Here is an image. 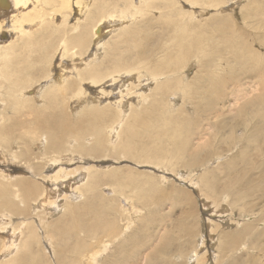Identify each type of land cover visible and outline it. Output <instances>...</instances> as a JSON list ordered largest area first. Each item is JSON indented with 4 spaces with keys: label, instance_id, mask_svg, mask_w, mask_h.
<instances>
[{
    "label": "rangeland",
    "instance_id": "obj_1",
    "mask_svg": "<svg viewBox=\"0 0 264 264\" xmlns=\"http://www.w3.org/2000/svg\"><path fill=\"white\" fill-rule=\"evenodd\" d=\"M83 1V10H79L77 5L72 3V0L70 7L64 12H55L56 15L53 14L52 16L45 18V20H42V22H39L38 27H36L37 25H34L35 27L32 26L31 28H28V35L32 34V42H30V45H34L33 51L35 52V55H32V57L35 56L36 58L38 54H44L46 60L45 62H39L38 60H35V66L37 68L43 69V67L45 68L48 65L46 62L51 64V66L49 65L48 70L44 72V77L42 78L33 79L31 76H29V79H33V81L28 82V85L23 87L24 90L29 89L28 91H24L23 89L7 90V83H5L2 78H0V85L6 84L5 87L3 86L0 88V110L3 111L2 113L4 115L3 119L5 123H8L15 118V120H31L33 118L32 115H29L32 112L31 108L23 105V103L20 105V108H18L19 104L16 102V99H14L19 98L20 93L22 96V90L25 92L26 98H23L24 96H22V98H19L20 102H23L24 100L29 99L30 97H33L37 93L41 92L42 88H45L46 84H43L47 81L45 80L46 78H52L54 80L56 76H59L60 73H65L66 69L67 75L69 76L68 79L72 78L74 80L76 68H74L70 60L73 58L75 59V57L72 58V54L70 53L75 54L76 52L75 55L78 57H80V54H83L81 56L83 57L90 55V53L94 51L92 50V45L93 41L97 40V38L95 37L94 33L91 32L93 28L92 26L99 22V9L103 8L104 10V3L108 0ZM138 1L139 0H110L111 4L109 3L107 8L110 13L115 15V19H117L119 22L113 26H110V23H107V21L104 23L107 18L102 19V37L99 36L98 40L99 42L102 41L101 44L103 41H105L104 43L107 44L103 48L105 51L101 48L99 49L98 55L100 57L97 56L99 58L97 60L95 59L96 62L98 61L96 64H100L102 66L103 62H105L107 58L109 60H114L113 57L117 56V54L114 55L113 52H111L114 48L119 49L120 57H124L123 55H127L129 52H137V50L140 51V56L144 55L143 48L148 46L143 45V38H152L158 33L161 40V35L165 33L166 37L171 41L174 36V25L177 22H183L192 26H196V29L200 30V24L208 18H229V23H231L234 27L230 26V30L226 29L223 35H226L229 32H233L232 36L243 35L245 28L248 29V26L251 24V20L249 16H243L242 12H246L248 9L251 10L252 8L256 7L255 3H253L251 6H247L245 9L244 5L245 3H248L247 0H223V3H221L219 0H209L206 2L207 7L203 8L199 4L194 5L190 3L192 5L191 6L189 1L186 0H156L160 3L169 2L173 6L171 8L162 10L160 8L142 11L139 10L136 12V17L133 16L134 11L133 13L119 16L124 8L129 9L133 6L135 7L133 10H135L138 8V6L145 7L151 3V0ZM262 1L264 2V0ZM209 2H216V4L208 6V4H210ZM113 4L118 5V7L114 6ZM27 5V8L24 7L26 10H21L19 13L14 12L15 10L12 8L13 3L10 0L9 5H6L5 3L0 5V17H2L0 18V25L3 24L0 28V33H2L0 34V46L12 47L9 48L11 53L15 46L10 45L18 44V46H20L19 44L24 42V31L27 32L25 29L21 28L23 33L20 34V30L15 31L13 29L15 18L19 17L22 11H24L23 13H33L35 10L33 9V2H29ZM87 6L90 9H88ZM46 8L49 9L50 6H47ZM78 11L80 12L78 13ZM85 12L87 14L89 13L90 15L94 12L96 16L93 17L91 15L93 19H89L88 24V30L90 32L88 31V33L84 35L85 42L82 43V47L77 48L75 47V45H77L75 40L78 39V37L82 34L83 29H85L86 19L91 17ZM251 12L253 11L251 10ZM13 13H15V15ZM119 18L123 21L125 19V21L123 22L119 20ZM76 19H79L80 21H77ZM152 22H154V24H152ZM80 23L84 24L81 25ZM254 23L256 31L254 33H249V37L251 38L252 42L249 47L258 55L256 56V59L252 54H249L247 51H245L239 44L230 45L231 49L228 52H225L223 49L221 52L216 53L218 55L215 65L217 73L223 74V72H226L225 70L227 69L222 71V68H224L223 64L228 59L232 61L231 57L233 54L241 53L244 55L246 60L245 64L242 65H239L238 62L233 63L231 65L232 67H230L233 71H244V69L246 70L249 66V72L245 73V77L240 80H234L235 82L229 80V85H225L222 88L221 96L227 98L224 101L225 106L222 109L231 106L236 108L234 110L222 111L208 108L201 111L200 109L198 110L196 108L194 102L192 101L194 100L197 102L196 99H188L185 97V94H188L189 91L190 93L191 91L193 92V90L205 91L212 84V81L206 78H203L195 83L194 80L198 76L197 72L204 73L202 71L204 69H202L203 62L199 57V54L192 53L186 56L184 66L181 69H175V62H167L166 65L163 66L165 72L162 75H155L154 79H152L148 74L141 76V74L138 72H133V75H130L128 72L124 73L125 70H121L120 74L118 73V76H115L114 81L110 80L112 77H107L106 79H103L101 83L93 85L90 84L86 77L85 80H83L82 83L85 92L88 94L93 92L98 94L100 98L98 105L101 107H112L110 105L116 107L111 101L113 99H122L120 96H124L122 100L125 101L124 103L128 102V105L125 107L123 124L126 123L129 113L132 112V107L135 108V111L141 112L149 102H154L155 105L156 103L159 105V109L152 108L156 111H153L151 108L149 109L152 111H146L145 116L152 114L154 115L152 118H142L141 122L137 123L136 126H140L139 131L141 134H138L136 137L132 138L136 140V144L134 147H127V152H123V150L120 148H111V142L106 140L107 138L102 141L103 143L101 145H103V147L99 151L97 148L92 150L89 148H84L85 146L89 147L90 145L88 143L90 142H92L93 145L94 141L92 140H94V137L92 138V136L94 135L90 134V132H85L78 140L71 141L69 145H72L69 146V148L68 143L64 142L63 144L64 148L71 150L79 149L78 152L81 151L82 154H75L65 150H59L57 153H55L52 151V149L48 150V152L45 150L43 151L42 149L39 152L36 145L38 138L40 137V131L35 126H24V129L27 130L25 133L20 134L19 136L11 137L9 141H7L6 145L4 144L5 147L3 146L0 148V173L3 172L2 174H5V176L8 177V181L10 182L9 189L13 187L11 192L9 191V195L11 196L13 195L12 193L14 189L18 187L17 180H19V178L26 177L25 179H28L30 182H32L35 178V182L37 181V177H42L44 175L47 178L51 177L52 179L55 176L54 173L56 174L58 170L61 169L59 167H62L64 170L71 169V173L74 171V167L77 168L79 166L88 167L89 165H96L101 169L98 170V172H102L107 168L110 170V167L114 166L111 167V170H116L121 176L120 180H113L111 182L103 181L106 184L104 186L103 184H95L96 188L91 186V188H86V180L83 181L85 177L83 180L80 178V173L82 172L73 175H65L64 177H61V179H57V183H54L56 181L52 179L49 182L59 188V190H50L49 194L45 199H43V201L53 198V200L58 199L57 201L59 206L57 210L51 205H47V211H44L41 207H38V203H36L34 199L37 198L38 201H40V197L38 196L42 194L40 192L43 191L42 188L44 187V185L38 181L37 182L40 184V186L35 184L37 187L36 194L31 198L27 197L25 200L27 208L24 210V213H21L23 212L24 205L20 203L19 208L16 204L17 202H20L19 198L14 200L13 196V198L9 196L10 198L8 197V199H10L9 201L12 202V207H7L6 204L4 205L5 197H3L4 199L2 201L0 200V205H4L0 206V244L3 242V240H10L8 237L13 234V229H16L17 226H19V228L24 231L25 228H28L30 224H32L34 229L32 232L37 234V237H35L36 239L34 238L36 243L34 242L35 244L32 245V253L30 255L28 253L29 256L26 255L27 252L22 253L23 256L21 261H18L17 264H45L43 258L46 256L53 258L56 253L59 254L60 258V263L58 262V264H89V261L92 259V257H95L94 263L92 264H216V259L222 260V264H232L234 259L237 257H240V260H243L245 264L248 262H250L249 264H264V251L262 250L264 241L260 238L256 239L258 242L253 240L254 232L257 229L264 227L263 222H255L257 216L259 215L257 207L260 204L257 201L256 196L247 194V182L249 176V180L251 177H261L264 179V140L256 144L251 139H248L250 134L254 133L259 135V127H252V131L250 133L247 131L243 132L236 130L233 134H231V128L229 127L226 128L224 132L217 133L216 138L208 142L213 130L210 128V126H208V124L214 119V116L221 112L220 116L216 118L215 121H221L222 119L229 120V118H231L236 113L238 106L244 105L246 100H255L257 98L256 95L259 93L257 90L258 82L256 81L255 76L257 72L251 67L253 64L255 66V64L259 62L260 75L264 74V37L258 38L257 41L254 40V36L258 32H264V27H262L258 22ZM163 28H165L164 31ZM237 28L240 30H237ZM103 32H105V34ZM17 37H19V39ZM134 37L138 39L136 46H134V43L131 42ZM123 38L125 39L124 41ZM63 39H65L64 41H67L68 43L74 39V44L67 48L66 45L68 43L66 44ZM128 39L129 41L127 42ZM9 41L13 44L8 43ZM114 44L117 46H112ZM129 44L130 46H127ZM186 44L184 46H186ZM44 45L47 46V48ZM57 48L60 51H58ZM151 48L153 50L149 54L154 53V58H160L161 53L157 51L156 45H152ZM209 51H211V49H209ZM85 52H88L89 54ZM18 53L19 52L16 53V56ZM77 53L80 54L78 55ZM110 54L114 56L112 57ZM102 60L103 62H101ZM146 63L149 65L150 61H146ZM90 67L93 70L92 65ZM9 68H11V66H9ZM143 68L145 69V67ZM103 69L104 65L101 68L96 67L93 71L100 72V70ZM3 70L4 67L0 69L1 72ZM14 70L15 69H13V71ZM141 71L143 73L145 72L143 69H141ZM10 76V78L13 79L15 77L13 74ZM120 77H122L124 80ZM22 78L25 80L26 74L22 73ZM173 79L181 80L182 88L185 90V92L181 90L175 95L167 97L166 93H169L171 87H173L174 84H172L170 88H163L164 86L158 87V85L165 83L166 81L170 83ZM37 80H39L38 83L36 82ZM34 84L35 86H33ZM38 84L43 86H39ZM112 85H114V87ZM119 85L122 86L121 88L123 90H121V88H118L119 90L117 89ZM100 87H102V90ZM138 88H141L144 94L142 92H138ZM128 91H133L134 93L132 94ZM6 92L7 94L9 93L11 95H7ZM28 92H31V95ZM135 92L136 96L134 95ZM231 93H234L235 95L232 96ZM126 94H128V96ZM212 95L217 94L214 92ZM50 96L51 95H46V103L43 105L48 103ZM6 98H9L10 101ZM58 100L59 99H55L56 102H59ZM3 103H5V106ZM131 103L133 104L132 106ZM62 104L64 107L66 106L68 111H66V117L72 125L84 126V124L81 122L82 117L79 115L80 112L84 109L87 111H93V109H90L89 107L81 109L78 114V119H75V117L78 115H73L68 109L70 100H63ZM165 104L167 107L163 110L161 106ZM49 110L50 109L47 108V111ZM247 114L248 125L246 126L249 127L253 126L256 120L264 117V110H251L250 105L246 104L245 116H247ZM27 115L29 117H27ZM12 116L15 118H10ZM167 116L173 119V121L177 124L175 130L173 125H170L172 128L169 126L163 127L164 121L162 118H166ZM104 127L102 128V130L104 129L102 134H106V129L109 126ZM35 130H37V133H34ZM164 133H167L168 137ZM183 136H185L184 139ZM36 137L37 139H35ZM115 139L112 142H114ZM178 140H183V142L186 144L185 147L188 153L190 152L198 154L199 157H197L196 162L186 164L188 158L185 154L179 155L178 158L174 156V153H178V151H180L179 149L181 148H177L178 143L176 142ZM1 142L3 144L4 140L0 137V143ZM80 142L83 143V148L79 147ZM40 144L43 145L42 148H44V145H46L43 141ZM26 147H31V150L28 149L29 151H35L33 154L34 157L36 156V151L38 153L37 155H42V158L34 160L35 158L31 154L32 161L30 160L28 163L30 167L25 166V164H27L26 160L24 159L25 156L27 157L25 152ZM150 149L153 150L150 151ZM97 151H102L101 156H99L98 159L91 157L93 156V153ZM24 152L25 154L22 155ZM151 152H159V162L148 159V154L153 155ZM18 153H21V156L24 158L20 157L18 159V157H15V154L17 155ZM51 158L52 160H50ZM48 160L50 161L48 162ZM151 161L152 163H150ZM36 164H38L37 166L39 167V170L36 171L41 172L43 175L33 172V168L36 167ZM31 166L34 167L31 168ZM83 173L84 176H86V172ZM104 176L106 175L103 174L102 177ZM16 177H18V179ZM77 177H79V179ZM3 178L0 179L2 180ZM14 179H16L17 182L13 181ZM81 181H83V183H81ZM208 182H212L211 184H214L212 189L209 188ZM13 183H16V187ZM82 184H84V186ZM77 185H82L81 189L83 188L84 190H82V193L80 192L81 195L79 198L73 197L74 199L72 198L71 200H64V197L62 196L64 194L69 195L68 193H70L72 188L75 189ZM49 188L51 187L49 186ZM68 188L71 189L68 190ZM17 190L19 189L17 188ZM260 190L263 193L264 187L262 183ZM259 193L260 192H257V194ZM44 196L45 195H43V197ZM21 197L20 199L22 200V194ZM184 197L188 198L187 201L184 199ZM261 200L263 201L261 206L264 208V196L261 197ZM43 201L41 200L42 203L40 202L39 204H45ZM209 211L212 212L210 213ZM54 220L56 221L54 222ZM248 223L254 225V230L247 233L233 248H223L220 243H218L219 234H229L233 231H240ZM51 224L53 225L51 226ZM215 227L217 229L216 233L211 231L214 230ZM32 232L30 233L32 234ZM46 233L51 235L53 247H51L49 244L50 241L48 238H46ZM202 233H204L206 236L204 234L202 235ZM14 239V241H18L17 237ZM103 242H106L107 244H104ZM202 243H207L208 246H206L207 244H203L202 248ZM256 246H258V248H256ZM100 250L101 252H99ZM3 253L4 249H1L0 247V262L6 259L11 260L10 258L15 256V254L12 252L9 254L10 257L5 256V258L1 259V257H4L2 256ZM91 254L94 255L92 256ZM95 254H98V256ZM194 254H197L196 258ZM215 257L216 259H214ZM256 257H258V259L252 261V258ZM239 263H241V261L238 262V264ZM51 264L57 263L53 261Z\"/></svg>",
    "mask_w": 264,
    "mask_h": 264
},
{
    "label": "bare ground",
    "instance_id": "obj_2",
    "mask_svg": "<svg viewBox=\"0 0 264 264\" xmlns=\"http://www.w3.org/2000/svg\"><path fill=\"white\" fill-rule=\"evenodd\" d=\"M10 1H12V3H13L12 8H13V10H15L14 11L15 13L21 12V10H24L25 8H27V6H28L27 4L29 2H33V9H35L33 13H30V12L23 13L26 10L25 9L24 11H22V13H20L21 15L19 17H16V18L13 17V18H15V23H13V29L15 31L16 30H20L19 33L21 34V33H23L21 28H23V29H25L27 31L28 28H31L34 25H37L36 27H38V23L39 22H42V20H45V18H47L49 16H52L53 14L56 15L55 12H57V13L60 12V11L64 12L65 10H67L70 7V5H71L70 3H71L72 0H10ZM186 1H189V4L190 3L194 4V5L199 4L203 8V7H207L206 2L209 1V0H186ZM219 1H221V3H223L222 2L223 0H219ZM247 1H248V3H245V5H244L245 9H246L247 6H251V4H253V3H255L256 7L251 9L253 12H251V10H249V9L246 12H242L243 16H249V18L251 20L250 21L251 24L248 26V29L245 28V31H244L243 35L232 36L233 32H229L228 34L223 35L224 32L226 31V29L230 30L231 27H234L231 23H229V18H221V19H216L214 17L208 18V19L204 20L200 24L201 25V28H199L200 30L196 29L197 28L196 26H192V25H189V24H186V23H183V22H177L174 25V36H173L171 41H170V39H168L166 37L165 33H163L161 35V37H162L161 40H160V35L158 33L155 34V36H153L152 38H148V37L143 38V41H144L143 45H147L148 47L143 48V54L144 55H142V56H140V51L137 50V52H129V53H127V55H123L124 57H120L119 56L120 55L119 54V49L118 48H114L113 51H111V52H113L114 55L117 54V56L115 57L114 55L110 54L112 57L114 56L113 57L114 60H109L108 58H107L108 60L106 59L105 62H103V60H102L101 62H103L102 66L104 65V69L100 70V72H97V71H93V70L96 67L97 68H101L102 67L100 64H96L98 62V61L96 62V60L100 57L98 55L99 49L100 48L103 49L105 47V45L107 44V43H104L105 41H103L104 44L103 43L101 44L102 41L99 42V40H98L99 36L102 37L101 36V29H103V28H101V23H102L101 21H102L103 18H107L104 21V23H106V21H107V23H110V26H113L114 24L119 22V21H117V19H115V15H113L112 13L109 12L107 7H108V4L110 3V0H108L107 2L104 3L105 4L104 10H103V8L99 9L100 10V18H99L100 20H99V22L95 23L92 26L93 28H92L91 32H93L95 37L97 38V40L93 41V45H92V50H94V51H92L90 53V55L83 56V57H81L83 54H80V53H77L78 55L80 54L79 55L80 57L75 55L76 54L75 51H74L75 54L70 53V54H72L71 55L72 58L75 57V59L73 58V59L70 60V62L73 64L74 68H76L74 80L72 78H71L72 80L68 79L69 76L67 75V72H66L67 69H66L65 73L64 72L60 73L59 76L58 77L56 76V78L54 80L52 78H49V79L46 78L45 80H47V81L43 84V85L46 84L45 88L44 89L42 88L41 92L37 93L35 96H33L34 95L33 94L32 95L33 97H30L29 99H26V100L23 99L24 101L20 102L19 98H22V96H24L23 98H26L25 97L26 95H25L24 91H28L29 90V89L28 90L27 89L24 90L23 87H26L28 85V82L33 81V79H39V78L44 77V72L46 70H48L49 65L51 66V64H49L48 62H46L48 65L45 68L43 67V69L37 68L35 66V63H34L35 60H38L39 62H45L46 61L45 60V55L44 54H38L36 56V58H35V56H33L35 59L32 57V55H35L34 54L35 52L33 51L34 50V45L33 44L30 45L31 44L30 42H32L31 41L32 40V34L28 35L29 31H27V32L24 31V33H25V37L23 39L24 42L22 44H19L20 46H18V44L17 45H10V46H15L13 48L12 53H11V51H9V48H12V47H8V46H2L1 47L0 46V69L2 67H4V70L2 72L0 71V78H2V80L5 83H7V88H6L7 90L8 89H10V90H12V89L13 90L23 89L24 90V91L22 90V96H21V93H20V97L18 96L19 98H14V99H16V102H18V104H19L18 108H20V105L22 103H23V105H26L29 108H31L32 112L29 115H32L33 118L31 120H28V119L15 120L16 118L14 116H12L10 118H15V119H13L12 121H10L8 123H5V121L3 119L4 118L3 117L4 115L2 113L3 111L0 110V137L3 138V140H4L3 144H2V142L0 143V148L3 147V146L5 147L7 141H9V139L11 137L19 136L20 134L25 133L27 130L24 129V126H35L40 131L39 132L40 137L38 136L39 138H38L37 145H36V147L39 150V152L42 149H43V151L45 150L46 152H48V150L52 149V151L55 152V153H57L59 150H65L67 152L69 151V152H72V153H75V154L76 153L82 154L81 151L78 152L79 149H72L71 150V149H68V148H69V146L72 145V144L69 145V143L71 141L78 140L80 137L83 136V134L85 132H87V133L90 132V134L94 135V136L90 135V136H92V138L94 137L93 138L94 140H92V141H94L93 145H92V142H90V143H88L90 145L89 147L88 146L84 147L83 143L80 142L79 143V147L89 148L91 150L94 149V148H97L98 151H99L103 147V145H101L103 143L102 141L107 138L106 140L111 142L110 143V147L111 148H120V149L123 150V152H127L126 151L127 147H134L135 144H136V140L132 139V138L136 137L138 134H141V132L139 131L140 126H136L137 123L141 122L142 118L143 119L152 118L154 116L152 114H149V115L145 116L146 115V111L147 110L156 111L155 109H152V108L159 109V105L157 103L155 105L154 102H149L148 105L146 107H144L141 112L140 111H138V112L135 111V108L132 107V109H131L132 112L129 113V117L127 118L126 123L123 124L124 123L123 122V115L125 114V107L128 105V102L124 103L125 101L122 100L124 96L122 94H120V95H122V97L120 96V98H122V99H117V100L113 99L111 101L116 107H114L113 105H110V104H108V105H110L112 107H109V106H102L101 107V106L98 105L99 100H100L98 94H95L94 92L91 93V94L90 93L88 94V93L85 92V89L83 88V83H82L83 80H85V77H86L89 80L90 84H93V85L97 84V83L98 84L101 83V81L103 79H106L107 77H112L110 80L114 81L115 80V76L118 73L120 74L121 70L122 71L125 70L124 73L128 72V73H130V75H133V72H136V73L138 72L139 74H141V76H144V75L148 74L152 79H154L155 75H157V76L158 75H162L165 72L163 66L166 65L167 62H175V69H181L184 66V62H185L186 56L188 54H192V53L199 54V57L201 58V60L203 62L202 63V69H204V70H202L204 73L197 72L198 76L194 80L195 83L197 81H200L203 78H206V79H210L212 81V84L205 91L193 90V92L191 91V93L189 91L188 94H185V97H187L188 99H191V98L196 99L197 102H195L194 100H192V101L194 102L196 108L198 110L200 109L201 111H203L205 109H208V108L212 109V110H222V111H228V110L236 109V108L231 107V106L227 107L225 109H222L225 106L224 105V101L227 99V98L221 96L222 88L225 85H229V80H231V81L238 80V79L240 80L243 77H245L246 76L245 73L249 72V66H248V68L246 70L243 68L244 71H240V72L233 71L230 68V67H232L231 65L233 63L238 62L239 65H242V64H245V61H246L243 54H241V53L240 54H233L232 57H231L232 61L230 59H228L223 64L224 68H222V71H224V69H227V70H225L226 72H223V74L217 73V70L215 69V65H216V60L218 58V55L216 53L217 52H221L223 49H224L225 52H228L231 49L230 45L239 44L245 51H247L249 54H252L255 57V59H256V56H258L255 53V51H253L249 47L250 44L252 43L251 42V38L249 37V33H254L256 31L254 22H258L262 27H264V2L262 0H247ZM3 3H5L6 5H9V0H2V2L0 0V5H2ZM72 3L77 5V8L79 10H81L84 7V1L83 0H73ZM86 3H87V1H86ZM209 3L210 4H208V6L216 4V2L215 3L209 2ZM75 5H73V6H75ZM113 5L118 7V5H115V4H113ZM10 6H11V3H10ZM47 6H50V8L49 9L46 8ZM172 6L173 5L171 3H169V2L168 3L167 2L160 3V2H157L156 0H151L150 4L146 5L145 7L144 6H140V7L138 6V8H136L135 10H133V8H135L133 6L131 8H129V9L124 8L123 11L119 14V16H123V15L128 14V13H133V11H134V15L133 16L136 17L137 16L136 12L139 11V10L142 11V10H149V9H156V8H160L162 10V9L171 8ZM87 8H88V6H87ZM88 9H90V8H88ZM79 12L80 11H78V13ZM5 13H7V12H5ZM15 13H13V14L15 15ZM61 15H62V13H61ZM87 15H90V14L88 13ZM91 15L93 17L96 16V14L94 12L91 13ZM16 16H18V15H16ZM92 16L88 17L87 19L85 18L86 19V23H85L86 27H85V29H83L82 34L78 37V39L75 40V42L77 43V45H75V47L81 48L82 47L81 46L82 43L85 42L84 41V38H85L84 35L86 33H88V31H89L88 30V28H89L88 24H89V19H91V20L93 19ZM0 18H2V17H0ZM61 18H62V16H61ZM76 20L78 21L79 19H76ZM119 20H121V19L119 18ZM121 21H123V20H121ZM124 21H125V19H124ZM80 24L82 25L84 23H80ZM80 24H79V26H80ZM125 24H127V23H125ZM152 24H154V22H152ZM2 25H0V28H1ZM4 27H3V29H4ZM52 27H53V25H52ZM56 28H54V29H56ZM71 29H73V28H71ZM109 29H110V27H109ZM164 29L165 28H163V31H164ZM237 30H240V29L237 28ZM252 30H254V31H252ZM7 31H6V34H7ZM50 31H51V29H50ZM10 33H11V31H10ZM30 33H31V31H30ZM103 33L105 34V32H103ZM0 34H2V33H0ZM65 36H66V34H65ZM6 37H7V35H6ZM90 37H91V35H90ZM263 37H264V32H258L254 36V40L257 41L258 38H263ZM11 38H13V37H11ZM15 38H16V36H15ZM17 38L19 39V37H17ZM33 38H35V37H33ZM38 38H40V37H38ZM63 38H65V37H63ZM64 40L65 39H63V41ZM124 40L125 39L123 38V41ZM128 41H129V39L127 40V42ZM64 42H66V44L68 43L67 41H64ZM131 42H133L134 46H136L137 43H138V39H136V37H134ZM8 43H12V42L9 41ZM14 44H16V43H14ZM73 44H74V39L70 43H68L66 45V47L69 48ZM185 44H186V46H184ZM218 44H220V45H218ZM152 45H156L157 51L159 53H161L160 58H154V53L149 54L153 50L151 48ZM224 45H225V48H224ZM112 46H117V45L114 44ZM127 46H130V44L127 45ZM45 47L47 48V46H45ZM209 49H211V51H209ZM57 50H58V48H57ZM58 51H60V50H58ZM72 51H73V49H72ZM17 52H19V53L16 56ZM65 52H66V50H65ZM108 52H110V51H108ZM85 53H88V52H85ZM97 56H99V57H97ZM146 61H150V64L148 65L146 63ZM70 62H68V63H70ZM1 63H3V64H1ZM62 65H64V64H62ZM91 65H92L93 70L90 67ZM132 65H134V66H132ZM9 66H11V68H9ZM33 66H35V67H33ZM60 66H59V68H60ZM143 67H145V69ZM251 68L254 69L257 72L256 75H255L256 76V81L258 82L257 90L259 91V93L256 95L257 98L255 100H246L245 101L246 103L244 105L238 106L237 110H236V113L231 118H229V120L228 119H222L221 121H215L216 118H218L220 116L221 112L219 114H217L216 116H214V119L208 124V126H210V128L213 129L208 142H210L211 140L216 138V134L217 133L224 132L226 130V128H229V127L231 128V134H233L234 131H236V130L243 131V132L247 131L248 133H250L252 131V127L253 128L259 127V135H256L254 133L250 134L248 136V139H251L256 144H258L262 140H264V117H261L258 120H256V122L253 124V126H249V127L246 126V125H248L247 117H248V114H249L248 113L247 116H245L246 115V104L250 105L251 110H253V109L264 110V74L260 75V63L259 62H257L255 64V66L253 64ZM13 69H15V70L13 71ZM141 69H143L145 71L144 72L145 74L141 71ZM263 70H264V67H263ZM12 71H13V73H12ZM58 72H60V71H58ZM22 73L26 74L25 80H24V78H22ZM11 74H13L15 76L14 79L10 78ZM165 74H171V73H165ZM29 76H31L33 79H29ZM51 77H53V76H51ZM120 78H122V77H120ZM23 80H24V82L22 83ZM68 80H70V81H68ZM36 82L38 83L39 80H37ZM181 83L182 82H181L180 79H173V80H171L170 83L168 81H166L165 83L159 84L158 87L164 86L163 88H165V87L170 88V86L172 84H174V86L171 87V90L169 91V93L168 92L166 93L167 97H169V96L175 95L178 91H181V90L185 92V90L182 88V84ZM5 85L6 84L0 85V88L3 87V86L5 87ZM43 85H39V86H43ZM33 86H35V84ZM112 86L114 87V85H112ZM121 87L122 86L119 85V87H117V89L118 88L120 89ZM134 87H135V85H134ZM125 88H126V85H125ZM30 89H32V88H30ZM100 89L102 90V87H100ZM135 89H137V88H135ZM121 90H123V89L121 88ZM30 91H32V90H30ZM128 92L132 93V94L134 93L133 91H128ZM136 92L134 94L135 96H136ZM138 92H142L144 94V92L141 90V88H138ZM214 92L217 95H212ZM12 93H14V92H12ZM120 93H122V92H120ZM6 94H7V92H6ZM29 94H28V96H29ZM9 95H11V94H9ZM46 95H51L49 97V99H48L49 101L47 100L48 101V103L46 104L47 107H46V105H43L44 103H46ZM126 95L128 96V94H126ZM231 95L233 96L235 94L231 93ZM68 97H69V99H68ZM9 98L8 99L6 98V99L9 100ZM129 98H131V97H129ZM55 99L56 100L59 99L58 100L59 102H56ZM63 100L64 101L65 100L66 101L70 100V104H68L69 105L68 109L70 110V112L73 115H76V116L79 114L81 109H84V108H87V107H89L90 109H93V111H87V110L84 109V110H82L80 112L79 115L82 117L81 122L84 124V126L72 125L68 121V119L66 117V111H67L66 106L64 107L63 104H62ZM13 101H15V100H13ZM12 103H14V102H12ZM3 104L5 106V103H3ZM14 104H12V105H14ZM40 105H42V106H40ZM132 105L133 104L131 103V106ZM141 107H142V105H141ZM166 107H167L166 104L161 106V108L163 110L166 109ZM47 108L50 109V110L47 111ZM149 108H151L152 110L149 109ZM14 109H15V107H14ZM79 115L77 117H75V119H78ZM27 117H29V116L27 115ZM162 119L164 121L163 127L164 126H169V127L172 128V126H170V125H173L174 130L176 129L177 124L173 121V119H171L168 116L166 118H162ZM258 125H260V126H258ZM104 126H109L106 129V134L103 133L105 135L102 134V132L104 130V129L102 130V128ZM34 133H37V130H35ZM164 134L168 137L167 133H164ZM184 137L185 136H183V139H184ZM35 139H37V137ZM114 139H115V141L112 142ZM25 140H26V137H25ZM42 141L46 144V145H44L45 146L44 148H42L43 145L40 144ZM25 142H27V141H25ZM64 142L68 143V148H64V145H63ZM176 143H178L177 148H180V147L181 148L179 149L180 151H178V153H174L175 157L178 158L179 155H183V154L187 155L188 160L186 161V164H191V163H194V162L197 161V157H199L198 154L197 153L194 154V153H190V152L188 153L186 151V147H185L186 144L183 142V140L182 141L178 140ZM28 149L31 150V147L30 148L26 147V151L25 152L27 154V157L25 156V158L21 156V153L20 154L18 153L17 155L15 154V157H18V159L20 157H22V158H24L26 160V162H27V164H25L26 167H30V165L28 163H29L30 160L32 161L31 154L33 155L34 152H35V151L34 152L29 151ZM128 149H130V148H128ZM151 150H153V149H150V151ZM22 151H24V150H22ZM98 151L93 153V156H91V157L98 159V157L101 156V152H102V151L101 152H98ZM25 152L22 153V155H24ZM143 153H144V151H143ZM151 153H153V155L148 154L149 155L148 159H150L152 161H155V162H159L160 161V159L158 157L159 156V152H157V153L151 152ZM37 154L38 153L36 151V156L34 157V155H33V157L35 158L34 160L42 158L41 154H39V155H37ZM118 156H121V155H118ZM44 158H45V156H44ZM84 159H85V157H84ZM50 160H52V158ZM50 160H48V162ZM37 161H40V160H37ZM152 161L150 163H152ZM37 165L38 164L35 165L36 167L31 166V168L34 167L33 168V172L34 173H38L39 175H43V174H41V172H37L36 171V170H39V167ZM263 166H264V163H263ZM111 167H114V166H111ZM111 167H110V170H108V168L106 170H104L105 173H104V171H102L103 173L102 172H98V170H101V169L98 168V166H96V165H89L88 167L87 166L86 167L79 166L77 168L74 167L75 169L71 173H70L71 169L67 168L68 170L65 169L66 170L65 171L64 169H62V167H59L61 169L58 168L59 169L58 172L56 174L54 173L55 176L53 175L54 177L52 179H54L56 181L57 179H61V177H64L65 175H70V174L73 175V174H77L79 172H82V173H80V176H81L80 178H81V180H83V178L85 177V179L83 181L86 180V183H87L85 185L86 188L90 187V186L93 187V188H96L95 184L96 185L103 184V186L106 185L105 182H103V181L111 182L113 180H120L121 176L118 174V172L116 170H111ZM102 169H105V168H102ZM83 172H86V176H84ZM2 173H0V178H3V176H4V178L2 180L0 179V200L2 201L4 199L3 197H5L4 205L6 204L7 207H12V202L9 201L10 199H8V197L11 196V195H9V191L11 192V189L13 187L11 189H9L10 182L8 181V177L5 176V174L3 175ZM103 174L106 175V176L102 177ZM43 176L42 177H37V181L40 182L42 185H44V187L42 188L43 191L39 190V191H41L40 193H42V194H40L38 196V197H40L39 198L40 201H38L37 198L34 199V200H35L36 203H38V207L39 208L41 207L42 210H44V211L47 209V205H51V206L55 207L56 210H57V208L59 206L58 205V201H57L58 199L53 200L54 199L53 198V199H47L46 201H43V199L46 198V196L49 194L50 190L58 191L59 188H57L56 186L52 185V183L49 182V181L52 180L51 177L47 178L46 176H44V177ZM249 177H248V182H247V187H248L247 194L248 195H252V196H256V199H257V201L260 204L257 207V211H258L259 215L257 216V219L255 220V222L256 223H260V222L264 223V208L261 206V203L263 202L261 200V197L264 196V191L262 193L261 190H260L261 183H262V185L264 187V179L261 178V177H257V178H252L251 177L250 180H249ZM16 178L18 179V177H16ZM25 178L26 177H23V178H19V180H17L18 181V183H17L18 187L15 186L16 183H13L16 188L14 189V191L12 190L13 191V193H12L13 195L12 196L14 197V200L16 198H19V200H20L19 203L18 202L16 203L17 206L20 208V205H19L20 203H22L24 205L23 212H21V213H24L25 212L24 210H26V208H27V204H26V201H25L26 198L27 197L31 198L32 196H34L36 194L37 187H36L35 184H37V186H40V184L37 181L34 182V180H36L34 177H33L34 179H33L32 182H30L28 179H25ZM30 178H32V177H30ZM77 178L79 179V177H77ZM13 181L17 182L16 179H14ZM68 181H69V179H68ZM83 181H81V183H83ZM54 183H57V181L54 182ZM209 183L210 182H208L209 188L212 189L214 184H211L212 182L210 184ZM62 184H64V183H62ZM42 185H41V187H42ZM82 185L84 186V184H82ZM82 185H77L75 187V189L72 188L70 193H68L69 195L64 194L62 196V197H64V200H67V199L71 200L73 197H78L79 198V196L81 195L80 192L82 193V190H83V188L81 189ZM49 186L51 188H49ZM58 186H59V184H58ZM98 187H100V186H98ZM17 188L19 190H17ZM70 189L68 188V190H70ZM93 191H95V190H93ZM256 191L260 192L261 194L260 193L257 194ZM21 194H22L24 200L20 199ZM43 195H45V196L43 197ZM60 195H62V194H60ZM98 198H99V196H98ZM184 199H186V201H187L188 198L184 197ZM41 200L43 202H45L46 205L45 204H39L41 202ZM59 200H60V198H59ZM77 202H79V201H77ZM13 203H15V202H13ZM4 205L1 204L0 206H4ZM84 206H85V204H84ZM225 206H226V204H225ZM13 208H14V206H13ZM217 217H219V216H217ZM63 218H64V216H63ZM55 221L56 220H54V222ZM212 221L214 222L213 219H212ZM52 225L53 224H51V226ZM205 226H207V225H205ZM253 227H254L253 224L248 223L240 231H233V232H231L229 234L228 233L219 234L218 243H220V245L223 248L231 249L247 233L253 231L254 230ZM15 230H16V232H15ZM214 230H211V231L216 233V230H217L216 227L214 228ZM32 231H34V229L32 227V224H30V226L28 228H25L24 231L21 228H19V226H17L16 229L15 228L13 229V234L11 233L12 235H10L8 237V238H10V240L9 239L8 240H3V242L0 244L1 249L2 248L4 249V253L2 254V256H4V257H1V259L5 258V256L6 257L9 256V254H11L12 252H13V254H15V256L13 258L11 257L10 258L11 260L6 259V260L0 262V264H17L18 261H21V258L23 256L22 253H26L27 252L26 255H28V253H29V255L32 253V251H33L32 245L36 243L35 242L36 240H34V238L37 237L36 236L37 234H34ZM30 232H32V234ZM186 233H187V231H186ZM203 234L204 233H202V235ZM15 237L18 238V241H14ZM46 238H48V240L50 241L49 244L51 245V247H53V240H52V237H51V235L49 233L48 234L46 233ZM258 238H260V239H262L264 241V227H262L260 229H257L254 232L253 240H256ZM204 240H206V239H204ZM204 240H203V242H204ZM211 241H213V240H211ZM203 244L204 243H202V246H201L202 248H203ZM206 244H204V245H206ZM206 246H208V244ZM99 247H101V246H99ZM256 248H258V246H256ZM15 250H16V252H15ZM262 250L264 251V246L262 247ZM99 252H101V250ZM95 255L98 256V254H95ZM194 255H195V258H196L197 254H194ZM83 256H81V257H83ZM94 258L95 257H92V259H90V261L87 259L89 261V264L94 263ZM214 259H216V257ZM257 259H258V257L252 258V261H255ZM43 260L45 261L44 262L45 264H51V263H53V261H55V263H57V264H58V262L60 263V258H59V254L58 253H56L53 258H50L49 256H46V257L43 258ZM200 260H202V259H200ZM240 261H241V263H239V264H245L243 260H240V257H237L236 259H234L232 264H238V262H240ZM215 263L216 264H222L223 261L220 260V259H216ZM249 263L250 262H248L247 264H249ZM252 264H256V263H252Z\"/></svg>",
    "mask_w": 264,
    "mask_h": 264
}]
</instances>
